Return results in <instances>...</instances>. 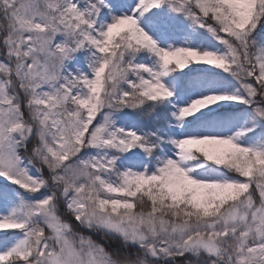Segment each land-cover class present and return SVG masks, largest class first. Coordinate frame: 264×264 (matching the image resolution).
I'll return each instance as SVG.
<instances>
[{"label":"snow or ice","instance_id":"1","mask_svg":"<svg viewBox=\"0 0 264 264\" xmlns=\"http://www.w3.org/2000/svg\"><path fill=\"white\" fill-rule=\"evenodd\" d=\"M0 264H264V0H0Z\"/></svg>","mask_w":264,"mask_h":264}]
</instances>
